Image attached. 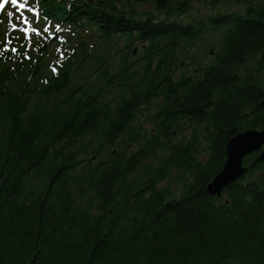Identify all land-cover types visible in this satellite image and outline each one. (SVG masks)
<instances>
[{"label":"trees","instance_id":"obj_1","mask_svg":"<svg viewBox=\"0 0 264 264\" xmlns=\"http://www.w3.org/2000/svg\"><path fill=\"white\" fill-rule=\"evenodd\" d=\"M19 1L0 15V264H264V159L206 193L228 140L264 128V0L190 20L200 0Z\"/></svg>","mask_w":264,"mask_h":264},{"label":"water","instance_id":"obj_2","mask_svg":"<svg viewBox=\"0 0 264 264\" xmlns=\"http://www.w3.org/2000/svg\"><path fill=\"white\" fill-rule=\"evenodd\" d=\"M136 51H134L135 55ZM264 106V99L260 103ZM264 128L262 130H247L236 134L228 140L225 147V162L220 172L206 187V193L211 197H220L222 191L237 181L245 172L243 160L254 153L259 155L254 163L264 159Z\"/></svg>","mask_w":264,"mask_h":264},{"label":"rangeland","instance_id":"obj_3","mask_svg":"<svg viewBox=\"0 0 264 264\" xmlns=\"http://www.w3.org/2000/svg\"><path fill=\"white\" fill-rule=\"evenodd\" d=\"M22 3L17 0V4H12L11 0H8L6 9L9 7H13L15 11L18 13L21 11V5ZM191 9L186 17H184L185 20H190L194 18H202V17H208L212 15H218L225 12H234L239 9V7L236 5L235 0H200L198 2H193L191 5ZM141 9L143 11H153V9L150 6H143ZM34 14V12H33ZM28 28V27H27ZM50 33L51 31L48 30ZM37 33L35 28H32L31 30L28 28L27 33L29 38L31 37V34ZM136 51L135 55L133 57H137L139 53V47H136L134 49ZM212 54V51L210 52ZM209 57L206 58V61H208Z\"/></svg>","mask_w":264,"mask_h":264},{"label":"snow or ice","instance_id":"obj_4","mask_svg":"<svg viewBox=\"0 0 264 264\" xmlns=\"http://www.w3.org/2000/svg\"><path fill=\"white\" fill-rule=\"evenodd\" d=\"M11 3H12V4H14V5H15V4H17V0H11ZM3 7H4V4H0V9H2ZM20 7H21V8H23V7H24V5H23V4H21V5H20ZM12 51H13V52H15V51H16V49H15V48H13V49H12Z\"/></svg>","mask_w":264,"mask_h":264}]
</instances>
